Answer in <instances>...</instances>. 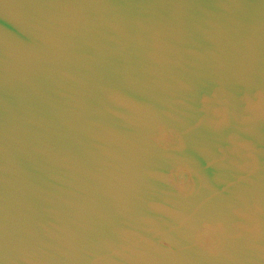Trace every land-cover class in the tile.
I'll return each mask as SVG.
<instances>
[{
  "label": "water",
  "instance_id": "1",
  "mask_svg": "<svg viewBox=\"0 0 264 264\" xmlns=\"http://www.w3.org/2000/svg\"><path fill=\"white\" fill-rule=\"evenodd\" d=\"M0 264H264V0H0Z\"/></svg>",
  "mask_w": 264,
  "mask_h": 264
}]
</instances>
